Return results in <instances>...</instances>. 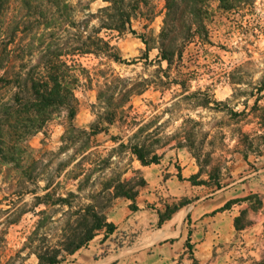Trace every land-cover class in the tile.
<instances>
[{"label":"trees","instance_id":"obj_1","mask_svg":"<svg viewBox=\"0 0 264 264\" xmlns=\"http://www.w3.org/2000/svg\"><path fill=\"white\" fill-rule=\"evenodd\" d=\"M82 1L0 0V165L11 166L9 170L17 173L16 178L11 177V195L19 198L34 195L31 209L18 206L17 202L7 199L8 195H3L0 204L6 202L7 208L0 209V215H5L0 226L14 224L23 214L32 213L36 219L24 249L36 257L38 264H60L75 251L86 247L95 236L103 233L106 237L112 233L114 226L107 222L106 211L118 198L134 201L139 189L145 185L138 170L132 177H125L131 163L120 170V160H112L115 154L126 152L131 162L135 160L142 166L158 163L164 154L157 153L165 145L157 136L160 127L147 133L146 126L137 127L126 140L118 138L117 146L105 156L92 157L90 151L92 137L104 132L105 125L118 120L133 95H140L152 84L159 86L151 78L115 77L98 90L93 105L96 118L89 128L81 129L73 124L78 105L75 91L81 84L90 82L91 77L71 58L103 55L114 62L127 64L102 31L136 34L131 24L134 18L150 21L154 17L148 0H100L105 5L94 12L90 10V4L97 0ZM212 1L165 0L158 35L138 36L144 45L139 58L147 62L149 52L156 49V61L165 62L168 68L180 61L182 49L190 39L207 36L205 20ZM215 1L224 11L236 10L249 2ZM10 7L15 13L7 19ZM4 19H7L5 28ZM30 19L41 26L39 32L32 34L28 25ZM93 20L96 24H92ZM26 24L28 27L24 29ZM60 27L62 34L51 32ZM25 31L30 42L25 43L18 37ZM164 77L165 82L159 77L155 79L160 84L172 83L180 86L183 92L188 91L184 81L169 80L167 73ZM204 106L207 107L206 102ZM61 112L65 113L68 126L60 137L58 150L49 153V160L33 157L25 164L23 143L26 137L43 130ZM194 124L198 125V122ZM181 133L185 141H190L191 135L184 130L174 136ZM183 146L190 148L188 144L177 147ZM40 182L44 183L42 187ZM68 185L73 189H67ZM57 189L64 190L65 196H55ZM38 191L44 194L38 196ZM39 206L44 209L37 210ZM50 207L61 208L60 216L55 218ZM50 231H56V234L51 237ZM1 234L0 264L5 242V233ZM50 238H56L55 243L50 244ZM252 264H264V256Z\"/></svg>","mask_w":264,"mask_h":264},{"label":"rangeland","instance_id":"obj_2","mask_svg":"<svg viewBox=\"0 0 264 264\" xmlns=\"http://www.w3.org/2000/svg\"><path fill=\"white\" fill-rule=\"evenodd\" d=\"M82 2L86 3L87 0ZM164 3L165 0H148L154 17L150 21L143 17L134 18L131 24L136 34L102 31L101 34L127 64L114 62L103 55H76L71 58L85 68L91 77L90 82L82 79L85 84H81L75 91L78 105L73 124L81 129L89 128L96 118L93 105L96 103L98 90L115 77L151 78L159 86L152 84L140 95H133L118 120L112 125H105L104 132L92 137V157L107 155L117 146L118 138L126 140L139 126H146L147 133L160 127L157 136L163 139L165 145L157 151L158 154L169 155L173 149L181 148L177 147L178 144H188L190 148L183 147L199 162L201 170H214L212 178L223 180L227 176L217 175V170L219 166L232 161L235 154L257 157L264 151V0H249L232 11L220 9L213 0L210 14L205 20L207 36L190 39L182 49L181 60L175 61L170 68L165 62L156 61V49L149 52L147 62L139 58L143 54L144 45L138 36L158 35L164 15ZM104 5L100 0L93 1L90 10L94 12ZM14 13L10 7L7 19ZM7 19L3 20V28L6 27ZM28 22L32 34L39 32L41 26L34 19ZM92 24H96V21L93 20ZM27 27V24L24 25V29ZM51 32L62 34L61 27L58 31L53 29ZM26 33L27 31L18 34L25 43L31 41L24 35ZM166 73L169 80L184 81L188 91L183 92L180 86L172 83H158L155 78L159 77L165 82ZM198 91L201 93L198 94ZM194 93L197 94L186 98ZM194 122H198V125ZM67 126L66 115L61 112L43 130L26 137L23 143L26 147L25 164L33 157L42 156L49 160V153L58 150L60 137ZM181 130L191 135L190 141H185L183 133L178 137L174 136ZM114 156L113 161L120 160V170L131 163L125 177H132L137 170L136 161L131 162L126 152H118ZM9 167L11 166L0 165V199L3 195H8L9 201L31 209L34 195L26 194L21 198L11 195V177L16 178L17 173L9 170ZM43 185V182L39 183V186ZM67 189L73 188L68 185ZM43 194L44 192L38 191L37 195ZM55 196L64 197V190L57 189ZM1 203L0 209H6V202ZM38 209L44 207L39 206ZM49 210L55 218L60 216L61 208L50 207ZM4 219L5 215H0V223ZM35 219L32 213H26L16 223L0 226V237L2 232L5 233L1 264H38L36 257L28 249H24L26 237ZM55 232L50 231L51 237ZM55 241L56 238L49 239L50 244ZM258 242V250L249 264L264 256V233Z\"/></svg>","mask_w":264,"mask_h":264},{"label":"crops","instance_id":"obj_3","mask_svg":"<svg viewBox=\"0 0 264 264\" xmlns=\"http://www.w3.org/2000/svg\"><path fill=\"white\" fill-rule=\"evenodd\" d=\"M136 169L145 185L115 200L111 234L60 264H249L264 233V151L201 170L185 147ZM227 168V171H226ZM260 238V239H259Z\"/></svg>","mask_w":264,"mask_h":264}]
</instances>
